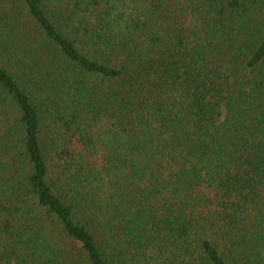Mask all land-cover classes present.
<instances>
[{"label":"trees","instance_id":"16d2710c","mask_svg":"<svg viewBox=\"0 0 264 264\" xmlns=\"http://www.w3.org/2000/svg\"><path fill=\"white\" fill-rule=\"evenodd\" d=\"M0 264H264V0H0Z\"/></svg>","mask_w":264,"mask_h":264}]
</instances>
